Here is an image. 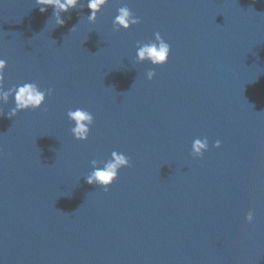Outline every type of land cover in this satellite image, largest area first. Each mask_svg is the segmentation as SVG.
<instances>
[{
    "label": "water",
    "instance_id": "1",
    "mask_svg": "<svg viewBox=\"0 0 264 264\" xmlns=\"http://www.w3.org/2000/svg\"><path fill=\"white\" fill-rule=\"evenodd\" d=\"M126 4L141 23L114 32ZM53 12L0 0L5 88L54 89L11 119L0 100V264H264V0H108L95 24L80 0L63 26ZM156 32L171 54L149 81L136 42ZM114 150L131 167L105 193L84 177Z\"/></svg>",
    "mask_w": 264,
    "mask_h": 264
},
{
    "label": "clouds",
    "instance_id": "2",
    "mask_svg": "<svg viewBox=\"0 0 264 264\" xmlns=\"http://www.w3.org/2000/svg\"><path fill=\"white\" fill-rule=\"evenodd\" d=\"M39 6L41 13L45 12L48 7L54 9L53 16L55 25L63 26L65 21L61 18L62 12H67L69 9L77 7L80 0H35ZM108 0H87V8L90 14L86 17L89 24H95L98 14L105 8ZM117 14L112 20V29L114 32H119L121 29L129 30L132 26L139 25L141 20L136 16L129 6L123 5L117 10ZM73 27L71 30H73ZM171 54V45L161 36L159 32L154 33V39L147 43L140 41L136 42L135 61L149 62L153 68L149 69L146 78L151 81L155 76V67L167 64ZM8 67V62L4 58H0V100L5 104L9 98L14 100V107L7 112L9 119L17 116L20 112L28 110H39L43 107L47 97L54 92L52 88L42 89L36 82H23L14 84L9 88H5V69ZM5 113L0 108V116ZM68 120L73 124L70 132L73 138L77 141L85 142L88 140L91 126L94 124L93 114L84 108L69 109L66 113ZM213 147L220 148L221 141L216 140ZM209 150V141L207 137L196 138L191 144V155L194 158H203L204 154ZM91 171L84 177L85 182L89 185H95L103 189L107 193L113 183L119 178L120 170L131 167L130 157L123 152L112 151L110 158L107 160L92 159L90 161ZM245 219L248 223H252L255 219L254 211L249 209L245 214Z\"/></svg>",
    "mask_w": 264,
    "mask_h": 264
}]
</instances>
